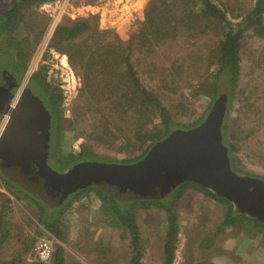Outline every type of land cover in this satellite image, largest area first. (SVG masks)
Returning a JSON list of instances; mask_svg holds the SVG:
<instances>
[{"label":"rangeland","instance_id":"obj_1","mask_svg":"<svg viewBox=\"0 0 264 264\" xmlns=\"http://www.w3.org/2000/svg\"><path fill=\"white\" fill-rule=\"evenodd\" d=\"M166 1L174 7L177 15V35L166 42L146 44L141 49L131 48V61L142 84L161 96L173 119L189 123L205 110L213 94L211 72L217 67L215 64L226 30L219 22L200 14L199 0ZM211 1L225 12L237 28V22L242 19L239 15L246 4L255 0ZM6 3L9 4V0H0V5ZM33 8L20 18L11 33L0 38L1 49L12 52V55L0 52V62L6 63L18 54L15 58L27 63L24 77L38 72L51 87L61 90V124L54 142L58 151L55 157L66 158L80 151L82 145L111 160L122 161L138 156L145 149L146 142L130 140L125 144V139H122L129 134L127 125L136 110H125L121 104L118 108L114 105L115 98L129 89V82L123 73L113 72L114 82L109 86L113 90L96 97L101 101L96 108L105 113L109 123L110 133L105 138H98L93 133L92 127L100 114L88 105L86 95L79 96V90L83 64L89 54L94 49L103 51L100 46L112 35L127 40L139 22L146 18L147 11H160L158 2L55 0L36 2ZM93 15L99 18V32L93 37L84 34L72 41L51 40L58 24ZM11 34L12 37L8 36ZM20 38L25 40L17 49L12 41ZM98 54L96 52L94 56ZM240 57L236 88L229 108L228 102L226 104L228 125L231 118L234 120L226 131L228 139L236 147L234 163L242 173L236 167L237 170L232 169L238 174L257 176L264 181V37L247 31L242 40ZM103 76L107 77L105 73ZM103 80L101 78V82ZM219 83L218 96L224 93L228 101L225 77ZM122 101L126 107V99ZM122 120L124 125L120 128ZM0 192L9 195L12 200L10 232L0 244V263L17 258L18 264H36L40 261L34 250L36 243L39 239H47L54 251L56 244L63 247L64 264H131L128 229L117 220L109 204L94 192L84 194L85 199L80 196L58 216L62 240L39 224V210L31 200L1 183ZM227 209L226 204L202 192L187 190L176 204L174 219L177 220V231L171 264H264V230L247 223L221 228ZM49 216L55 218L53 213L48 212ZM135 217L142 247V264H164L163 246L171 224L168 213L157 207L136 209Z\"/></svg>","mask_w":264,"mask_h":264},{"label":"trees","instance_id":"obj_2","mask_svg":"<svg viewBox=\"0 0 264 264\" xmlns=\"http://www.w3.org/2000/svg\"><path fill=\"white\" fill-rule=\"evenodd\" d=\"M45 1L55 0H9V4L6 3L5 5H0V38L5 34L11 33L15 29L20 18L26 16L34 9L33 7L36 2L38 4L39 2ZM156 1L159 4L160 11L156 13H150V11H147L146 18L139 22V26L131 33L127 40H122L118 36L112 35L110 39L106 40L104 45L100 46V48H103V51H95L94 49L89 54V58L83 64L82 86L79 90V96L86 95L88 97V105L100 114L99 120L94 122V126L92 127L93 133L98 136V138H105L110 132L108 127L109 123L105 119V113L102 112L100 108H96V105L100 106L101 104V101L96 97L105 94L109 90H113L109 86L114 82L111 75L115 71L123 73L126 78L125 80H128L129 82L128 91H125L123 94L120 93V96L114 100V105L117 108L118 105L121 104L125 110H136V114H133V118L127 125L129 134L124 135L122 139H125V144H128L130 140H133L134 142L144 141L147 145L138 156L128 160H122V162L127 163H132L141 159L155 142L164 139L174 129H189L197 126L205 118L213 102L217 98L220 85L219 82L222 77H225L226 85L228 86L227 106L229 108L240 71V49L242 40L247 31L264 37V0H255L253 3L246 4L245 9L239 15L242 16V19L237 22V28H235L234 23L226 17L225 12L211 0H199L200 14L208 17L207 19H210L211 21L215 20L219 22L226 31L225 38L220 44L218 61L216 62L217 64H215L217 67L214 70L212 69L213 73L211 72L214 78L213 94L208 104L205 106V110L200 113L196 120L189 123H183L173 119L158 93L142 84L131 61V48L137 47L138 49H141L146 44L152 45L158 42H166L173 39L178 33V27L175 24L177 15L174 13V7L168 4L166 0ZM98 20V15H93L91 18H81L71 21L70 23L58 24L53 31L51 40L54 39L56 42L72 41L84 34H86L87 37H93L99 32ZM100 32H102V30H100ZM8 36L12 37V34ZM24 40L25 39L23 38L14 39L12 44L18 49V45ZM0 52L12 55L11 51L8 49H1V47ZM96 52L100 53L97 57L94 56ZM16 56H18V54L13 55V60L15 62L18 61V59L15 58ZM18 65L19 67L17 69L23 74L27 69V63L20 62ZM100 73L102 76H100ZM104 73L107 77L103 76ZM120 73L117 74L118 77L120 76ZM101 78L104 79L103 82H101ZM32 79L36 82H40L41 87L47 96L52 114V126L54 128V133L57 134L60 130L61 124L59 105L63 99L62 92L56 87H51L46 79L42 78L38 72L33 73ZM123 99H126L127 101L126 107L123 105ZM228 108L223 119L221 133L228 148L231 169L232 167L234 169L237 168L238 170H236L242 173L239 170L238 165L234 163L235 156L233 154L236 152V147L234 143L228 139L226 131L227 127L231 125L230 123L234 120V118H231L228 125ZM123 125L124 121L122 120V126H120V128H122ZM84 160L111 161V159L101 157L92 152L85 145H82L80 151L72 153L66 158L58 159L57 164L60 169H64L78 161ZM113 161L118 162L117 160ZM0 180V183L7 189L10 188L12 191H16V193L23 195L34 203L39 210V224L43 225L44 228L52 233L57 239L61 238V231L59 230L57 222L58 216L62 215L65 208L71 206L75 201H78L80 196L94 192L98 198L109 204L117 220L128 229L129 235L131 236V264H142V247L140 243L139 228L135 217V210H149L155 207L167 212L169 215V221L171 222L168 232L165 235L163 246L164 264H171L174 258L176 241L175 234L177 231V220L174 219L176 214V204L182 195L189 189L202 192L205 196L207 195L208 197L227 205L228 209L224 220L221 223V228H229L238 223H247L261 227L264 230L263 220L250 217L245 213L237 212L230 200L213 193L209 188L191 180L179 183L172 190L162 196H149L143 198L119 197L114 195V193L108 189L92 185L69 195L62 201L60 206L55 207H49L44 202L25 193L19 186L9 182L3 176H1ZM11 202L12 200L9 195L0 192V244L5 241L6 235H9L10 232L9 219L12 214ZM48 212L49 214L53 213L55 218L51 216L47 217ZM0 264H18V261L17 258H15L8 261H2ZM36 264H64L62 247L59 244H56L53 256L47 261H38Z\"/></svg>","mask_w":264,"mask_h":264},{"label":"water","instance_id":"obj_3","mask_svg":"<svg viewBox=\"0 0 264 264\" xmlns=\"http://www.w3.org/2000/svg\"><path fill=\"white\" fill-rule=\"evenodd\" d=\"M226 104V94H220L197 126L174 129L155 142L141 159L128 164L88 161L59 173L47 166L43 155L42 172L33 173L29 166L31 132H20L10 140L3 136L0 151L6 159V176L49 207L96 184L113 189L119 197L143 198L162 196L179 183L191 180L230 200L237 212L264 221V181L238 174L230 166L221 133Z\"/></svg>","mask_w":264,"mask_h":264},{"label":"flooded vegetation","instance_id":"obj_4","mask_svg":"<svg viewBox=\"0 0 264 264\" xmlns=\"http://www.w3.org/2000/svg\"><path fill=\"white\" fill-rule=\"evenodd\" d=\"M18 64H20V62H15L11 58L6 63L0 62V125L2 127L0 131V144L5 136H7V140H10L13 137L17 138V134H20V132L23 135L31 132L30 136L32 137L33 146L32 152L29 154V166L33 173H37L38 171L39 173L42 172L43 168L41 165L44 156L47 166L51 170L59 173L66 172L68 169L81 162H114L113 160H84L78 161L64 169H60L56 166V161L62 159V157H55V152H58L56 150L57 146L54 143L57 134L54 133V128L52 126V114L47 96L40 82H36L32 79L33 73L28 77H24V73L21 74L17 69L19 67ZM3 157L4 155L2 151H0V179L1 176H3L9 182L16 184L6 176V159H3ZM16 159L17 158H14L12 161L14 162ZM117 163L128 164L122 161H118ZM53 165L56 168L52 167ZM95 186L106 189L103 184H96ZM22 190L42 201L35 196L34 193L24 189ZM110 191L113 192V189H110ZM61 204L62 201L56 206H60Z\"/></svg>","mask_w":264,"mask_h":264},{"label":"built area","instance_id":"obj_5","mask_svg":"<svg viewBox=\"0 0 264 264\" xmlns=\"http://www.w3.org/2000/svg\"><path fill=\"white\" fill-rule=\"evenodd\" d=\"M1 128L2 127L0 125V131H1ZM82 198L85 199L86 195H82ZM34 250H35V254L37 258L40 261H47L54 254V248L52 247L51 242L47 239H39L36 243Z\"/></svg>","mask_w":264,"mask_h":264},{"label":"crops","instance_id":"obj_6","mask_svg":"<svg viewBox=\"0 0 264 264\" xmlns=\"http://www.w3.org/2000/svg\"><path fill=\"white\" fill-rule=\"evenodd\" d=\"M63 239V236L61 235V238L59 240H62ZM60 245V244H59ZM61 246V245H60ZM62 247V246H61ZM63 249V247H62ZM63 257H64V252H63ZM64 261H65V257H64Z\"/></svg>","mask_w":264,"mask_h":264}]
</instances>
